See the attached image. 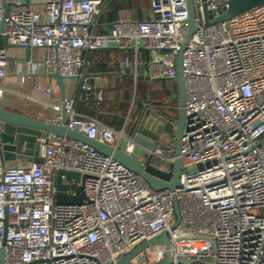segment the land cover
Returning <instances> with one entry per match:
<instances>
[{"label": "built area", "instance_id": "built-area-1", "mask_svg": "<svg viewBox=\"0 0 264 264\" xmlns=\"http://www.w3.org/2000/svg\"><path fill=\"white\" fill-rule=\"evenodd\" d=\"M227 2L193 0L195 32L182 55L186 122L180 187L155 191L95 148L43 133L36 140L40 162L6 168L0 157L4 264H117L165 232L175 261L264 264V5L207 26L205 10L214 21L226 11ZM24 3L0 0V38L43 54L36 62H17L19 84L41 71L57 73L76 81V92L85 102L100 105L104 93L87 76L84 54L109 48L134 53L135 60L126 56L121 63L122 73L130 72L134 81L145 76L149 82H176V60L188 32L187 0H151L152 19L117 22L108 34L96 32L104 0L52 1L45 5L44 20L21 10ZM143 51L149 53L147 61ZM7 65L6 50L0 48V106ZM78 99L42 103L55 112L44 122L122 149L142 162L151 158L154 167L170 172L174 144L160 140L155 150L140 148L142 155L135 156L139 147L126 135V124L116 130L80 115ZM60 171L86 177L84 203L56 204ZM207 240L215 242L214 252ZM166 253L164 245L149 247L132 263L157 264Z\"/></svg>", "mask_w": 264, "mask_h": 264}, {"label": "water", "instance_id": "water-1", "mask_svg": "<svg viewBox=\"0 0 264 264\" xmlns=\"http://www.w3.org/2000/svg\"><path fill=\"white\" fill-rule=\"evenodd\" d=\"M62 1V0H61ZM264 5V0H228L226 11L214 21H210L209 14L205 10V23L207 26L226 22L243 13L249 12L254 8ZM188 6V32L181 46L176 60V86L178 94V116L176 119L162 115L158 111L145 108L138 120L137 126L133 133V139L137 146L149 150H155L161 145V137L163 135L174 139V156L176 160L171 166L169 173H164L151 164V158L142 162L139 158L128 155L125 151L119 148H114L98 141L89 140L83 134L66 129L64 126L48 124L42 120L27 117L15 107L0 106V157L5 166L6 162L24 161V162H40L39 146L36 144L37 138L43 133H51L58 137L69 138L78 142H82L96 149V151L105 157H110L120 165L125 167L130 172L139 175L146 181L151 189L155 191L169 190L174 192L180 187L181 170V141L185 128V89L182 70V55L185 51L186 44L191 39L195 32V10L193 0H187ZM6 41V40H5ZM56 81L63 99L65 98L64 79L57 73L50 75ZM139 80H148L145 76H140ZM157 82V81H155ZM73 181L72 185L63 184V179ZM86 177L78 173L60 171L56 179V204L58 205H73L75 195L67 194L70 190H75L78 183H81V196L86 200L83 183ZM174 210L176 218L180 219V213L176 198H174ZM177 226L175 224L172 228ZM210 243V251H215V242L207 240ZM164 245L167 253L163 261L157 264H192L193 260H177L175 261L169 252L171 241L168 233H163L160 236L152 239L150 242H145L136 248L130 255L120 259L117 264H134L132 260L142 253L145 249L153 246ZM4 251L0 249V264H4ZM214 264V263H207Z\"/></svg>", "mask_w": 264, "mask_h": 264}, {"label": "crops", "instance_id": "crops-1", "mask_svg": "<svg viewBox=\"0 0 264 264\" xmlns=\"http://www.w3.org/2000/svg\"><path fill=\"white\" fill-rule=\"evenodd\" d=\"M52 1L56 0H25L21 10H29L38 13L44 20L45 5ZM150 1L151 0H104L101 15L97 18V34L110 33L113 25L120 21L133 20L135 22L152 19ZM0 48H5L8 58V77L5 82L6 92L1 106L18 108L27 117L42 121L47 120V118L55 115L54 111L51 109H45L42 104L48 103L52 105H59L63 100L58 85L56 84V81L50 77V74L41 71L37 75L28 79L25 85L19 84L18 82L19 76L17 72V62L26 61L29 59L36 62L42 58L43 54L41 52H35L28 49L26 50L25 48L8 45L2 38H0ZM147 55L149 57V54ZM84 56L89 63L87 68L88 70L86 71L87 76L92 79L91 82L95 86H97L99 89H102L103 93L112 91V89L115 91V89L120 88V86L124 83V78L132 77L130 72L123 74L121 70V63L126 56H128L131 60H135V55L132 51L125 53L119 51L117 48H109L97 52L85 53ZM143 56L144 51L142 53V59H144ZM144 72L145 70L143 69L141 73ZM133 82L134 86H136V81H134V79ZM36 85L40 87V90L35 91L33 89ZM76 86L75 80H64L65 98H79V95L76 92ZM46 88L56 89L57 92L53 95H47L44 91ZM26 96L32 97L34 100H27ZM171 99V101H176L178 103L177 91L176 93H172ZM179 107H177V116ZM145 108L157 111L152 107H147V105L140 109L144 110ZM142 111L139 110L131 122L128 118H125L126 123H124V126L125 124L128 126L127 129L125 126L126 135L128 137H133L131 134H129L130 129L132 128L135 121L138 120ZM177 116L174 119H176ZM122 128H117V130H121ZM170 139H172L171 143L174 144V139L171 137ZM124 146L125 143H121V147L124 148ZM134 155L140 156L142 155V151L140 149H136ZM26 163L27 162L24 161H11L6 162L5 167H23V165Z\"/></svg>", "mask_w": 264, "mask_h": 264}, {"label": "trees", "instance_id": "trees-1", "mask_svg": "<svg viewBox=\"0 0 264 264\" xmlns=\"http://www.w3.org/2000/svg\"><path fill=\"white\" fill-rule=\"evenodd\" d=\"M149 53L144 52V60H148ZM88 70V69H87ZM132 77L124 78V83L120 88L115 90H124L123 96H116L111 100L110 93L112 91L104 93V100L100 105L95 103L85 102L83 98L79 97L77 110L78 113L84 116L98 120L100 123L107 127H112L117 130V128H122L124 126L125 118L129 121L134 118L139 110H143V106L152 107L162 115L174 119L177 116L178 103L176 101H171L172 93H176L178 90L176 88L175 82L171 81H159V82H148V81H137L133 86ZM132 113L128 115L129 103H132ZM128 115V117H127ZM140 116V115H139ZM140 118V117H139ZM138 118V120H139ZM138 120L135 121L129 134L133 135L134 130L137 126ZM128 126H126L127 129ZM129 129V128H128ZM119 130V129H118ZM126 131V130H125ZM158 166L157 162H153Z\"/></svg>", "mask_w": 264, "mask_h": 264}, {"label": "rangeland", "instance_id": "rangeland-1", "mask_svg": "<svg viewBox=\"0 0 264 264\" xmlns=\"http://www.w3.org/2000/svg\"><path fill=\"white\" fill-rule=\"evenodd\" d=\"M134 84H132V89H134ZM123 92H124V90L122 91V90H115L114 92H111L110 93V97H111V100H113V98H115L117 95L118 96H123ZM130 104V106H129V108H128V114H131L132 113V104H133V102L132 103H129ZM161 141H162V143H164V144H168V143H171L172 142V139H170L168 136H165V135H163L162 137H161ZM80 188H81V184H77L76 185V187H75V190L71 193V196H73V194H75V202H76V204H82V203H84V200H83V198H82V196H81V191H80Z\"/></svg>", "mask_w": 264, "mask_h": 264}]
</instances>
